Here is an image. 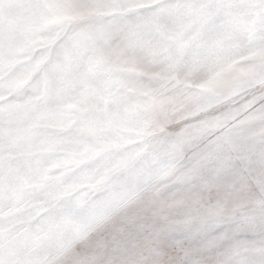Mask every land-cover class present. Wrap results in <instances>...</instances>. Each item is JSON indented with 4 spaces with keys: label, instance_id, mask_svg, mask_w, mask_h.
<instances>
[{
    "label": "snow or ice",
    "instance_id": "obj_1",
    "mask_svg": "<svg viewBox=\"0 0 264 264\" xmlns=\"http://www.w3.org/2000/svg\"><path fill=\"white\" fill-rule=\"evenodd\" d=\"M0 264H264V0H0Z\"/></svg>",
    "mask_w": 264,
    "mask_h": 264
}]
</instances>
